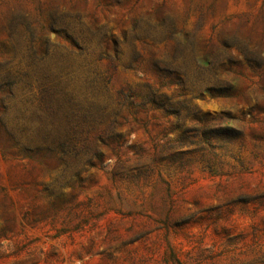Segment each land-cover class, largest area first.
I'll use <instances>...</instances> for the list:
<instances>
[{
	"label": "rangeland",
	"instance_id": "rangeland-1",
	"mask_svg": "<svg viewBox=\"0 0 264 264\" xmlns=\"http://www.w3.org/2000/svg\"><path fill=\"white\" fill-rule=\"evenodd\" d=\"M0 264H264V0H0Z\"/></svg>",
	"mask_w": 264,
	"mask_h": 264
}]
</instances>
